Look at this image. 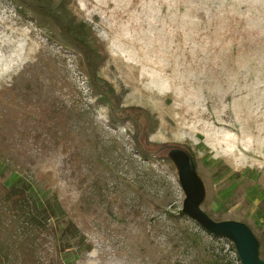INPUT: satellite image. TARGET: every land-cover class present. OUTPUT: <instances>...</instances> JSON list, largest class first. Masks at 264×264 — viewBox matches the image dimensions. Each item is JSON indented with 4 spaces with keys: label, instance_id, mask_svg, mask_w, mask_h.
<instances>
[{
    "label": "rangeland",
    "instance_id": "obj_1",
    "mask_svg": "<svg viewBox=\"0 0 264 264\" xmlns=\"http://www.w3.org/2000/svg\"><path fill=\"white\" fill-rule=\"evenodd\" d=\"M68 8L93 30L117 115L91 95L73 51L0 0L2 180L21 175L34 197L57 198L91 248L60 253L56 264L182 259V234L197 224L176 216L184 195L165 160L171 147L194 156L201 210L246 224L264 261V0H69ZM52 101L67 113L52 133L49 123L36 131ZM25 126L43 132L11 144Z\"/></svg>",
    "mask_w": 264,
    "mask_h": 264
},
{
    "label": "trees",
    "instance_id": "obj_2",
    "mask_svg": "<svg viewBox=\"0 0 264 264\" xmlns=\"http://www.w3.org/2000/svg\"><path fill=\"white\" fill-rule=\"evenodd\" d=\"M8 1L19 13L28 15L37 28L47 30L51 42L77 55V67L86 80L89 92L93 97L108 103L110 114L117 115L113 101L116 97L119 106L120 100L112 86L98 76L103 60L99 50L92 44L93 30L75 19L68 8L69 0ZM66 113L52 101L40 112L32 126L36 131H44L49 123L48 128L52 133ZM142 119L153 124L148 114L142 115ZM3 122L19 126L22 121L15 116H5ZM43 131L33 132L25 126L24 133L15 131L7 139L11 144L32 142L31 139ZM2 143L3 139L0 144ZM185 151L194 159L191 152ZM137 152L143 160L150 158L142 150L137 149ZM165 160L169 162L167 158ZM2 176L3 171H0V264H56L59 260L56 256L60 253L75 248L85 252L91 250L83 233L68 218L57 198L34 197L33 184L21 175H12L9 181H3ZM176 216L178 220H188L181 210ZM194 227L189 234H182L179 245L182 259L177 264H240L229 241L220 240L221 238L205 232L198 225L194 224ZM225 243L228 245H224Z\"/></svg>",
    "mask_w": 264,
    "mask_h": 264
},
{
    "label": "water",
    "instance_id": "obj_3",
    "mask_svg": "<svg viewBox=\"0 0 264 264\" xmlns=\"http://www.w3.org/2000/svg\"><path fill=\"white\" fill-rule=\"evenodd\" d=\"M166 157L177 170L179 185L184 195L182 214L205 232L229 241L240 264H264L259 255L258 241L246 224L237 221L216 222L201 210L205 187L197 175L193 157L176 147L169 148Z\"/></svg>",
    "mask_w": 264,
    "mask_h": 264
}]
</instances>
